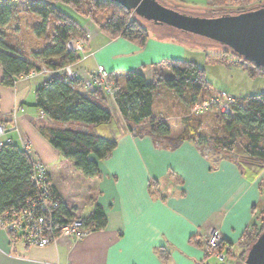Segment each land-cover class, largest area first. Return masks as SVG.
<instances>
[{"label":"crops","instance_id":"obj_1","mask_svg":"<svg viewBox=\"0 0 264 264\" xmlns=\"http://www.w3.org/2000/svg\"><path fill=\"white\" fill-rule=\"evenodd\" d=\"M91 25L89 21L83 25L90 33L85 57L73 66L82 79L98 70H134L151 82L164 59L191 60L186 58L187 41L149 32L145 45L139 47L121 37L107 38ZM32 72L20 77L13 87L0 84V122L8 129L15 124L0 137L1 143L29 148L34 159L45 166L69 214L82 218L98 205L107 221L103 229L90 232L81 241L68 244L62 240L41 248L12 242L0 229V264H209L202 246L209 227H216L223 240L232 245L233 254L239 255L242 232L258 223L264 205L259 199L260 179L253 167L245 170L235 156L211 148L212 153L206 154L205 148L192 142L170 149L147 135L133 136L114 98L106 96L112 117L109 123L71 124L117 141L110 156L99 161L90 155L100 175L86 178L38 130L51 121L34 107L35 91L46 78L59 76L62 70ZM161 93L177 98L161 86L154 92L153 110L157 107L154 112L163 118L172 115L167 119L174 120L181 104L177 110L171 100L156 98Z\"/></svg>","mask_w":264,"mask_h":264},{"label":"trees","instance_id":"obj_2","mask_svg":"<svg viewBox=\"0 0 264 264\" xmlns=\"http://www.w3.org/2000/svg\"><path fill=\"white\" fill-rule=\"evenodd\" d=\"M202 1L208 2L214 10L220 9L230 14L264 4V0ZM180 2L184 3V0ZM15 3L21 6L20 11L38 20L32 22L31 27L35 38L42 39L45 43L42 49L31 53L20 52L4 41L1 30L16 16ZM66 9H76L80 13L73 11L71 14ZM131 13L110 0H0V84L13 87L20 77L27 76L32 71L39 72L42 68L47 72L62 70L61 75L46 78L35 91L34 107L51 121V125L39 126L38 130L86 178L100 175L98 164L89 158L90 155L93 154L99 161L110 156L117 141L97 136L71 124L89 126L109 123L112 119L106 106V96L109 95L105 94L100 85L93 91H87L81 77L69 79L65 68L70 67L75 72L73 66L85 55L87 40L83 25L87 21L107 38L121 37L139 47L145 45L149 34L147 28L144 27L143 20L134 14V18H130ZM173 33L175 31L171 32V36ZM77 40L82 45V51H68L67 44ZM210 43L222 49L219 54L205 56L208 62L214 65L227 64V57L231 55L239 62L246 63L225 46ZM246 66L249 67L251 76L264 77L261 68L249 63ZM155 71L151 82L139 71L120 70L108 73V83L117 89L113 94L115 104L131 134L138 137L147 135L155 142L165 143L170 149L177 148L183 142H192L200 148L210 147L219 154L234 156V151L239 147L252 159L250 167L254 168V175H257L264 165V93L238 97L231 106L232 114L219 112L213 116L211 122L217 126H212L210 134H206L201 118L184 114L174 124L153 110L154 92L161 86L173 92L185 106L195 104L210 86L201 65L188 59H164ZM35 161L29 148L20 147L13 142L1 143L0 217L6 213L17 216L39 200V191L31 179ZM238 165L240 166L239 163ZM259 188L264 189V181L260 182ZM52 193L57 203L51 212L53 228L76 218L81 219L90 232L105 227L107 217L101 206L95 205L87 216L76 217L64 207L56 186L52 188ZM257 221V224L242 232L238 243L242 250L237 257L233 254L232 245L224 240L219 244L218 250L224 252L227 258L236 257L243 264L249 247L264 229V205ZM20 236L9 234L12 242L20 241Z\"/></svg>","mask_w":264,"mask_h":264},{"label":"rangeland","instance_id":"obj_3","mask_svg":"<svg viewBox=\"0 0 264 264\" xmlns=\"http://www.w3.org/2000/svg\"><path fill=\"white\" fill-rule=\"evenodd\" d=\"M40 1V0H39ZM44 1V0H41ZM161 4H164L167 7L175 8L181 12H186L188 14L192 15H200V16H214L217 17L218 15L228 13L224 10H214L210 7L208 2H200L196 0H184V3L180 2V0H158ZM88 3H86L87 5ZM85 5V6H86ZM21 7V6H20ZM19 3H15V10L17 11L16 16L12 19V21L7 24L1 31L3 32V39L6 43H8L11 46H14L18 51L20 52H26L31 53L33 50H39L42 49L44 46L41 40H35L32 36H34L32 32V17L30 15H27L28 13L24 11L19 10ZM88 7V5H87ZM70 9V8H69ZM67 10L68 13L73 14L75 12H79L76 9L73 10ZM80 13V12H79ZM130 18H134L132 14L129 15ZM144 27L147 28L148 33L151 32L150 35H152V32L159 35L160 37H167L171 36V32L169 28L164 26L163 28L158 25H154V23H150L148 21H142ZM92 24V23H91ZM92 27H95L93 24ZM172 36L173 38L181 39V41H188L186 47V58H189L191 60H194L201 65V67L205 70V78L208 82H210L209 88L205 90L203 94L200 95L197 102L207 99L209 100V96H215L216 94L219 95V92L225 91L226 93L233 94L237 97H243V95H254L255 93H264V77L259 75H253L251 76V71L249 67L246 66V63L239 62V60L234 56H228L227 57V64H220V65H214L207 61V58L205 56L208 55H216L221 52L220 46H215L211 44L210 40H206L203 37L200 36H192L190 34H183L181 32L175 31ZM86 40V35H85ZM77 42H79L77 40ZM45 44V43H44ZM172 95V94H170ZM160 97L164 100L169 99L170 103H172L175 108L179 109V103L181 104V107L179 111H181L176 117H181L184 114L188 115L189 107L192 105L185 106L184 103L180 102L179 98L177 97L176 100L173 97H169V94L163 95L156 94V98ZM178 103V106L175 105V103ZM159 105V103H156ZM184 105V106H183ZM185 110H182V108ZM157 111V107L154 108V111ZM216 114H219V112L216 109H210L205 114L200 115L198 119L201 118L202 124L205 126L204 130L206 134H210V130L212 126H217L216 124H213L212 118ZM166 118H172V115H166L164 116ZM168 119L169 121L176 124L178 122L177 118ZM205 148L204 153L210 154L212 153V150H210V147H203ZM234 156L236 157L238 163L241 167H243L245 170H248L250 168V162L252 159L249 158L248 155H245L242 151V148L237 147L234 151ZM264 168V166H263ZM261 168L259 172L257 173L256 177L260 179L261 182L264 181V170ZM259 187V186H258ZM257 187V188H258ZM259 189V188H258ZM261 191L259 193V199L260 202H264V189L259 190ZM258 209V208H257ZM209 264H235L234 258L232 259H226L224 262H220L213 256H208ZM240 264V262L238 263Z\"/></svg>","mask_w":264,"mask_h":264},{"label":"built area","instance_id":"obj_4","mask_svg":"<svg viewBox=\"0 0 264 264\" xmlns=\"http://www.w3.org/2000/svg\"><path fill=\"white\" fill-rule=\"evenodd\" d=\"M86 38L90 37V33L85 32ZM67 50L70 52L82 51V45L77 41H70L67 44ZM85 55L83 56V58ZM45 72V69L40 73ZM65 73L69 79L80 77L77 73L73 72L70 67L65 68ZM34 72L30 73L31 76ZM82 79V78H81ZM108 73L98 70L95 74L89 75L86 79H82V84L88 91H93L97 86H102L106 95L114 96L116 88L108 83ZM209 100L203 99L196 102L189 107L188 114L195 117L205 114L210 109H216L220 113L232 114L231 106L236 103L238 97L226 93L225 91L219 92V95H210ZM13 116V121H15ZM13 124V123H12ZM15 124L8 129L4 123L0 122V137L5 135L8 130H13ZM1 145V141H0ZM26 147V146H25ZM32 182L39 191V200L37 203L30 204L19 215H9L6 213L0 217V229L4 230L8 235L15 233L21 235L20 241L26 246L45 247L50 244H57L62 240L68 244L72 242L81 241L83 237L90 233V230L85 228L81 219H72L70 222L60 224L55 228L52 227L53 219L51 212L56 208L57 203L52 196V188L54 181L48 174L45 166L37 159L32 173ZM29 203V202H28ZM223 237L219 230L215 227H209L205 231V236L202 241L204 247V254L213 256L220 262L227 259L224 252L218 250L219 244L222 242Z\"/></svg>","mask_w":264,"mask_h":264},{"label":"water","instance_id":"obj_5","mask_svg":"<svg viewBox=\"0 0 264 264\" xmlns=\"http://www.w3.org/2000/svg\"><path fill=\"white\" fill-rule=\"evenodd\" d=\"M110 1L143 21L225 46L246 63L264 71V4L239 13L205 17L169 8L158 0ZM243 264H264V229L249 247Z\"/></svg>","mask_w":264,"mask_h":264}]
</instances>
